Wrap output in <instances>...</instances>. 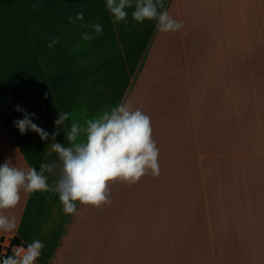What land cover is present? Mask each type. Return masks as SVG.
<instances>
[{"label":"crops","instance_id":"obj_1","mask_svg":"<svg viewBox=\"0 0 264 264\" xmlns=\"http://www.w3.org/2000/svg\"><path fill=\"white\" fill-rule=\"evenodd\" d=\"M163 3L175 33L135 22L134 7L113 23L107 0H0V166L55 163L54 187L51 145L127 101L159 148V175L110 184L101 209L65 215L57 192L22 191L4 212L18 228L0 239L42 241L35 264H264V0ZM81 12L101 35L69 21ZM25 111L47 140L20 133Z\"/></svg>","mask_w":264,"mask_h":264},{"label":"clouds","instance_id":"obj_2","mask_svg":"<svg viewBox=\"0 0 264 264\" xmlns=\"http://www.w3.org/2000/svg\"><path fill=\"white\" fill-rule=\"evenodd\" d=\"M132 19L137 23L145 20L156 21L155 27L161 33H175L184 27L182 21L174 19L163 0H107V10L114 17L113 23L127 24L126 8H133ZM163 11H160V10ZM77 20L94 30L96 35L103 33L99 23L83 24L84 14L78 13L71 23ZM84 41L93 37L87 32L82 34ZM58 38L49 42L51 48ZM17 111H24L17 106ZM25 111L24 118L15 121L21 134L27 130L38 133L42 140L49 134L32 123ZM70 117L69 113L59 115L57 126L63 125ZM150 117L140 109L134 108L131 101L116 105L110 111H104L93 119H87L84 125L71 124L67 133L70 147L53 143L51 148L58 154L60 174L54 187L48 184L45 173L55 174L57 165L41 164L40 171L34 167L27 170L12 166L6 161L0 166V231L13 232L18 228L17 218L4 214L14 209L21 201V192L55 191L63 205L65 215L77 214V203L101 209L110 205V184L122 182L128 185L138 183L145 175L158 176L160 173L159 148L152 136ZM81 134L84 140H80ZM57 133L52 134L53 140ZM45 247L36 240L27 245V249L17 248L14 254L3 259L2 264H35Z\"/></svg>","mask_w":264,"mask_h":264},{"label":"built area","instance_id":"obj_3","mask_svg":"<svg viewBox=\"0 0 264 264\" xmlns=\"http://www.w3.org/2000/svg\"><path fill=\"white\" fill-rule=\"evenodd\" d=\"M24 248L27 249V245L22 242H16L14 238H1L0 239V264H2L3 259L14 254V251L17 248Z\"/></svg>","mask_w":264,"mask_h":264},{"label":"rangeland","instance_id":"obj_4","mask_svg":"<svg viewBox=\"0 0 264 264\" xmlns=\"http://www.w3.org/2000/svg\"><path fill=\"white\" fill-rule=\"evenodd\" d=\"M161 37V35H159L158 36V38H160ZM152 39H153V37H152ZM152 42V41H151ZM155 47V46H154ZM153 47V48H154ZM148 51H150V45L149 46H147V48L145 49V51H144V54H143V57H145L147 54H148ZM151 52H152V50H151ZM192 209V207H190V210ZM180 228V227H179Z\"/></svg>","mask_w":264,"mask_h":264},{"label":"trees","instance_id":"obj_5","mask_svg":"<svg viewBox=\"0 0 264 264\" xmlns=\"http://www.w3.org/2000/svg\"><path fill=\"white\" fill-rule=\"evenodd\" d=\"M16 242H19V240L15 239Z\"/></svg>","mask_w":264,"mask_h":264}]
</instances>
